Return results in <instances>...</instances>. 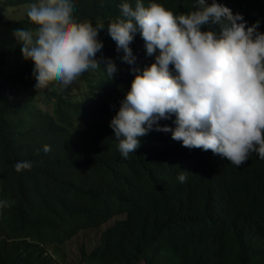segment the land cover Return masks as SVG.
<instances>
[{"label":"trees","instance_id":"1","mask_svg":"<svg viewBox=\"0 0 264 264\" xmlns=\"http://www.w3.org/2000/svg\"><path fill=\"white\" fill-rule=\"evenodd\" d=\"M27 2L37 3L2 4ZM122 2L74 0V18L100 29L103 53L116 50L107 25L122 18ZM127 2L135 6V0ZM150 2L174 15L198 8L196 0H142L145 7ZM217 3L242 14L249 26L259 20L264 32V0ZM17 22L0 12V30H9L3 29L0 48V198L10 201L0 208V264H63L65 244L82 229L120 216L95 249H81L76 264H264V159L253 152L239 167L223 165L212 159L216 154L194 153L199 148L181 143L179 150L168 140L171 133L155 130L123 158L115 136L105 131L115 115L110 102L120 92L79 102L34 83L33 62L8 35L12 27L38 26L27 14ZM202 30L219 33L220 25ZM143 43L137 34L130 47H141L137 53L145 68L154 56ZM130 74L128 89L135 76ZM172 119L159 123L174 127ZM24 157L31 166L16 168ZM181 170L187 171L184 183L178 181Z\"/></svg>","mask_w":264,"mask_h":264},{"label":"clouds","instance_id":"2","mask_svg":"<svg viewBox=\"0 0 264 264\" xmlns=\"http://www.w3.org/2000/svg\"><path fill=\"white\" fill-rule=\"evenodd\" d=\"M4 1L0 12L9 21L19 23L27 14L38 26L35 31L12 27L8 35L26 61L33 62L34 83L63 90L79 102L120 92L110 102L115 115L105 131L115 136L123 158L135 153L155 130L171 133L168 140L179 150L181 143L199 148L194 153L216 154L212 159L223 165L239 167L253 152L264 159V32L259 31V20L249 26L242 14L217 0H196L197 10L178 15L156 2L145 7L135 0L133 7L125 0L119 5L122 18L107 25L116 50L103 53L100 29L74 18V0H36L17 7H5ZM28 5L17 18L19 9ZM210 23L220 25L219 33L202 30ZM137 34L146 54L154 56L145 68L137 53L141 47H130ZM130 71L135 76L128 89ZM170 119L174 127L159 123ZM31 164L24 157L14 166ZM186 172L181 170L179 182H186ZM8 204L0 198V208ZM84 230L91 228L78 234Z\"/></svg>","mask_w":264,"mask_h":264},{"label":"rangeland","instance_id":"3","mask_svg":"<svg viewBox=\"0 0 264 264\" xmlns=\"http://www.w3.org/2000/svg\"><path fill=\"white\" fill-rule=\"evenodd\" d=\"M31 7V5L28 6H22L16 17L21 19L26 11ZM7 34L3 31V29L0 30V45L3 42V38ZM75 87V86H72ZM116 220V219H115ZM115 220L111 221L107 225H104L103 227L99 229H91V230H84L80 234H78L72 241L68 242L66 244V251H67V257L64 261V264H76L81 258L80 250L84 249L88 253H90L93 249H95L100 244V239L102 236V233L106 230L107 227L111 226Z\"/></svg>","mask_w":264,"mask_h":264}]
</instances>
